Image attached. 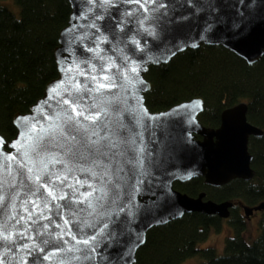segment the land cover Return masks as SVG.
Wrapping results in <instances>:
<instances>
[{"label":"water","instance_id":"1","mask_svg":"<svg viewBox=\"0 0 264 264\" xmlns=\"http://www.w3.org/2000/svg\"><path fill=\"white\" fill-rule=\"evenodd\" d=\"M68 2L69 18L57 34L58 44L54 49L57 75L46 82L42 95L28 107V111L13 115L15 134L9 139L0 134L4 141L0 150L6 155L16 154L12 144L22 131L34 122L47 124L44 117L57 107L59 99L51 93V89L65 79L61 69L73 66V61L82 69H87L85 60H90L99 69L101 61L88 48L95 47V35L107 37V41L100 45L103 49L100 56L111 57L121 69L132 62L138 66L137 72L127 73L133 77V85L125 87L119 86L123 84V77L117 68L111 69L118 86L105 90L104 96L108 99L102 105L108 110L109 127L117 133V138L121 141L128 138V142L121 143L118 149L124 153L119 158L123 170L119 179L113 177V183L119 185L115 189L119 198L113 205L110 219L103 218L109 226L93 242L96 252L91 254V259L84 258V251L60 252L56 243L41 244L44 252L37 248L31 255L17 251L16 245H12L3 258L5 264H22L21 256L28 264L34 261L35 264H60L61 260L65 264H133L134 253L143 244L146 232L152 226L192 211L215 214L220 218L229 216L233 201L205 198L204 191L188 195L174 188L173 183L197 176H202L210 186L223 185L235 177L250 179L254 172L248 137L260 136L263 132L246 119L245 101L220 111V123L216 127L205 126L199 121L198 114L204 107L200 96L182 100L166 109L151 111L144 100V93L151 84L144 74L150 65L166 63L176 53L186 48L195 49L201 44L222 45L247 63L259 60L264 54V0H156V3L146 5L149 8L147 13L138 4L128 3L127 0H113L112 4L104 6L99 0L94 4L88 0ZM129 11L131 15L126 14ZM97 16L102 19H97ZM141 19H145L143 27L139 24ZM93 22L96 27H91ZM117 23L122 25L123 31L112 27ZM105 26H109L110 30L105 31ZM129 28L133 32L125 38L124 33ZM114 34L117 39H113ZM131 36H135L140 47L131 42ZM124 56H128L129 60L125 61ZM77 78L83 83V76ZM50 95L52 99H48ZM37 109H42V113ZM24 118H29L27 124ZM100 119L105 120V116ZM133 139L134 144L131 143ZM138 160L143 161L142 166ZM121 205L124 206L123 212L119 211ZM262 209L264 199L252 207L243 205L247 216L253 210ZM101 226L102 221H97L95 228L83 231L91 235L99 232ZM52 231L59 229L53 227ZM45 238L42 236L39 240ZM79 247L85 248L84 245ZM3 251L0 248V252ZM48 253L54 255L44 260L43 256ZM73 255H79L81 259L71 260Z\"/></svg>","mask_w":264,"mask_h":264},{"label":"trees","instance_id":"2","mask_svg":"<svg viewBox=\"0 0 264 264\" xmlns=\"http://www.w3.org/2000/svg\"><path fill=\"white\" fill-rule=\"evenodd\" d=\"M18 14L0 4V134L9 139L15 134L12 117L42 95L47 81L57 75L54 49L58 32L69 18L68 0H14ZM145 78L150 88L144 93L145 105L159 111L194 96L202 97L204 107L198 114L205 126L216 127L220 111L239 101L247 104L246 119L261 128L262 135H249L253 176L232 178L223 185L210 186L202 176L175 181L174 188L215 201L238 199L255 205L264 199V54L247 63L222 45L201 44L176 53L168 62L150 65ZM223 218L192 211L182 217L152 226L145 241L136 250L133 264H177L199 254L206 259L199 264H264V209L259 233L248 242L243 231L244 216L230 207L226 218L234 235L224 240L223 252L213 246L199 247L211 227Z\"/></svg>","mask_w":264,"mask_h":264},{"label":"snow or ice","instance_id":"3","mask_svg":"<svg viewBox=\"0 0 264 264\" xmlns=\"http://www.w3.org/2000/svg\"><path fill=\"white\" fill-rule=\"evenodd\" d=\"M88 2L94 4L97 0ZM99 2L104 6L112 4L113 0ZM127 2L138 4L147 13L149 8L146 5L156 3V0ZM126 14L131 15L132 12ZM97 19L102 17L97 16ZM145 19L139 21L141 27ZM91 27H96V24L93 22ZM112 27L123 31L120 23ZM109 30L110 27L105 26V31ZM132 32L133 29L129 28L124 33L125 38ZM113 39H117L115 34ZM106 41L107 37L95 35V47L88 48L101 61L99 69L90 60L84 61L87 69H82L75 61L73 66L61 69L65 79L51 89V93L59 99L57 107L44 117L47 124L34 122L22 131L12 144L16 154L6 155L0 150V248L4 249L0 252V264H5L3 257L12 245H16L17 251L31 255L37 248L44 252L41 244L56 243L60 252L84 251V258L91 259V254L96 252L93 242L109 226L103 218L110 219L113 205L119 198V193L115 191L119 185L113 183V177L119 179L123 170L119 158L124 153L118 149L121 143L128 142V138L121 141L109 127L108 110L102 106L108 99L104 92L118 86L116 76L111 74L113 67L123 77V84L119 86L125 87L133 85V77L127 73L137 72L138 66L132 62L121 69L111 57L100 56L103 51L100 45ZM131 42L140 47L135 36H131ZM124 60L128 61L129 57L124 56ZM69 73L72 75L69 76ZM78 76L84 77L83 83ZM48 99H52V95ZM37 111L42 113V109ZM102 115L105 120L100 119ZM24 120L27 124L29 118ZM3 143L0 137V146ZM131 143L134 144L135 140ZM138 163L142 166L143 161L138 160ZM119 211H124L123 205ZM97 221H102L99 232L89 235L83 231L95 228ZM53 227L59 231H52ZM42 236L46 238L39 240ZM80 245L85 248L81 249ZM53 255L45 254L43 259L49 260ZM80 259L79 255L71 257V260ZM20 261L28 264L24 256L20 257ZM60 264H65V261L61 260Z\"/></svg>","mask_w":264,"mask_h":264},{"label":"rangeland","instance_id":"4","mask_svg":"<svg viewBox=\"0 0 264 264\" xmlns=\"http://www.w3.org/2000/svg\"><path fill=\"white\" fill-rule=\"evenodd\" d=\"M0 4L10 7L15 14H18L19 7L14 2V0H0ZM242 215L245 218L246 228L243 231L244 238L251 242L255 237H257L259 233V220L261 216V210H254L250 215H245L244 212ZM234 235V228L227 221L226 218H223L217 228L211 227L209 230V234L206 239L199 242V247L203 248L206 246H213L216 254H220L223 252L224 240L228 236ZM206 258L199 255L194 254L184 261H180L177 264H199L203 262Z\"/></svg>","mask_w":264,"mask_h":264},{"label":"flooded vegetation","instance_id":"5","mask_svg":"<svg viewBox=\"0 0 264 264\" xmlns=\"http://www.w3.org/2000/svg\"><path fill=\"white\" fill-rule=\"evenodd\" d=\"M196 137H200L199 135H196ZM238 178H240V177H238ZM233 201V205H232V207L233 206H235L236 207V211H237V213H239V214H241V213H243V205L245 206V205H248V204H244V202L243 201H241V200H238V199H233L232 200ZM248 206H253V205H248ZM254 211V210H253ZM252 211V212H253ZM250 215V214H249Z\"/></svg>","mask_w":264,"mask_h":264}]
</instances>
